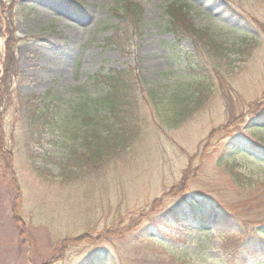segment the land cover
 Wrapping results in <instances>:
<instances>
[{
    "label": "rangeland",
    "instance_id": "rangeland-1",
    "mask_svg": "<svg viewBox=\"0 0 264 264\" xmlns=\"http://www.w3.org/2000/svg\"><path fill=\"white\" fill-rule=\"evenodd\" d=\"M176 8L209 38L177 40L168 30ZM128 67L146 94L143 123L122 154L71 182L37 173L41 163L29 155L39 146L21 108L76 112L83 99L103 96L99 77ZM0 94V264H96L97 256L137 264L145 255L155 264H229V239L160 219L184 199L231 203L223 156L264 176V124L251 120L255 103L264 104V0H0ZM53 145L44 142L49 153ZM10 152L11 171L1 156ZM184 176L185 192L177 189Z\"/></svg>",
    "mask_w": 264,
    "mask_h": 264
},
{
    "label": "trees",
    "instance_id": "trees-1",
    "mask_svg": "<svg viewBox=\"0 0 264 264\" xmlns=\"http://www.w3.org/2000/svg\"><path fill=\"white\" fill-rule=\"evenodd\" d=\"M176 9L179 10L178 16L170 15L168 30L177 40L196 41L209 38L204 32L194 30L186 20V13L180 8ZM118 44H122V40L118 39ZM5 62H14L12 48L6 50ZM195 71L198 74L204 73L201 67ZM9 78L11 79V75ZM12 78H17V75L13 74ZM97 82L106 89L103 96L98 99H83L81 103L72 107L76 112L53 111L48 103L44 105L26 103L25 107L21 108L22 117L30 125L29 127L27 125L28 135H32L33 141L39 146V153L29 155L32 166L41 163L42 168H35L37 173L60 177L62 183L71 182L74 178L85 176L88 172L99 174L98 171L120 156L124 146L132 140L137 126L143 123L138 118V113L144 106L142 103L146 94L141 85L142 80L136 71L128 67L108 76L99 77ZM148 93L151 98L158 95L154 91ZM255 105L257 107L251 120L258 125L264 124V104L257 102ZM52 133L58 134L59 142L41 139L43 134ZM260 140L264 141V139ZM5 142L4 122L0 117V152ZM44 142L47 144L52 142L57 151L49 153L44 147ZM1 156L7 160V169L11 171L12 153H8V157ZM229 160L231 161V157L223 156L218 160L217 166L222 168L230 178L231 185L235 187L236 199L232 198L231 203L228 199L229 203H226L218 200L221 198L220 194H217L213 196V199L218 200L217 204L212 205L203 201L204 199H199L198 202L193 199H184L186 196L181 193L183 202L177 203L172 210L161 217L160 221L163 225L165 224V227L175 223H189L201 232L210 230L218 238L229 239V246L233 245L223 252L229 264L256 263L260 258L264 259V176L255 178L245 175L237 171V166ZM49 165H52L55 171L48 170ZM187 182L188 178L184 176L177 185V189L186 191ZM244 193L246 195L238 202L237 196ZM251 199H255L253 203L257 202L256 206ZM15 202L17 209L13 208V213L19 212L18 204L22 202L21 195L15 198ZM96 258L94 263L103 264V257ZM151 260L152 257L149 255L141 256L137 264H149V262L155 264L151 263ZM174 260L172 259L170 263L177 262ZM134 262L131 261L130 264Z\"/></svg>",
    "mask_w": 264,
    "mask_h": 264
}]
</instances>
